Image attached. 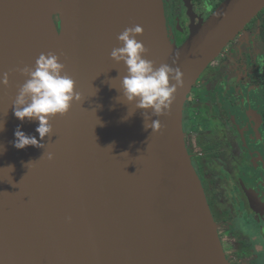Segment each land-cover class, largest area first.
<instances>
[{
  "label": "water",
  "instance_id": "95a60500",
  "mask_svg": "<svg viewBox=\"0 0 264 264\" xmlns=\"http://www.w3.org/2000/svg\"><path fill=\"white\" fill-rule=\"evenodd\" d=\"M50 5L0 0V74H8L0 86V264H230L186 150L182 114L199 77L264 0H225L180 47L166 38L162 0ZM135 25L144 58L182 73L169 109L147 121H159L154 131L124 100L126 68L110 59L117 36ZM50 38L82 100L53 118L52 135L40 141L37 122L21 123L12 104L27 79L18 69L49 53ZM18 125L40 146L15 148Z\"/></svg>",
  "mask_w": 264,
  "mask_h": 264
},
{
  "label": "flooded vegetation",
  "instance_id": "af4514ba",
  "mask_svg": "<svg viewBox=\"0 0 264 264\" xmlns=\"http://www.w3.org/2000/svg\"><path fill=\"white\" fill-rule=\"evenodd\" d=\"M224 1L162 0L168 43L180 47L191 30L204 23ZM263 21L264 10L206 69L209 74L205 79L200 80L206 71L199 77L184 104L182 128L187 153L214 222L217 214L228 212L235 225L238 216H243L245 222L259 224L264 233ZM194 106L199 108L200 120L192 118ZM195 145L199 151L191 155L189 151ZM202 147L208 149L201 151ZM210 181L214 189L205 190ZM219 224H228L231 230L235 226L225 221ZM239 235L235 243L239 246L234 250L238 254L231 256V262L249 264L244 260H252L247 252H252L251 246L246 235L240 231Z\"/></svg>",
  "mask_w": 264,
  "mask_h": 264
},
{
  "label": "clouds",
  "instance_id": "9594fccd",
  "mask_svg": "<svg viewBox=\"0 0 264 264\" xmlns=\"http://www.w3.org/2000/svg\"><path fill=\"white\" fill-rule=\"evenodd\" d=\"M141 33L140 25L125 28L117 36L121 46L111 50L110 59L117 64L123 63L126 68V74L120 81L124 100L134 104L136 109L143 110L145 129L154 131L159 128V121L152 119L151 124L147 121L151 117L163 115L169 109L177 87L183 82L182 73L168 64L156 66L153 61L144 58L147 49L143 42L136 39ZM18 70L27 79L19 87L13 101V115L21 123L25 120L36 121L35 132L42 141L52 135L51 120L64 116L73 102H81V93L75 90V81L65 71V65L55 53H41L34 66ZM7 84L8 74H0V86ZM0 131H3L2 124ZM13 135V146L17 149L40 146L37 137L23 132L20 125Z\"/></svg>",
  "mask_w": 264,
  "mask_h": 264
},
{
  "label": "rangeland",
  "instance_id": "374dc122",
  "mask_svg": "<svg viewBox=\"0 0 264 264\" xmlns=\"http://www.w3.org/2000/svg\"><path fill=\"white\" fill-rule=\"evenodd\" d=\"M52 21L55 22L54 24L57 27L58 20H57L56 16H52ZM213 65L214 64H211V67ZM208 74H209V70L206 71L201 76L200 80L205 79L206 75H208ZM192 92H194V91H192ZM194 107H195L194 109H196V111H193L192 118L195 117L196 120H200V113H198V111H197L199 108H198V106H194ZM191 108H193V107H191ZM193 124H194V122H193ZM197 147H198L197 145L192 146L189 153H191V155H193V153H195V151H199V149ZM207 149H208L207 147H202L201 151H206ZM204 161L206 162L208 160L206 159ZM192 163L196 164V166H197V163H195L193 161H192ZM204 170H206V169H204ZM202 174H205V173L202 171ZM211 175L212 174H208L207 176L210 177ZM213 186L214 185L212 184V181H210L208 183V187L205 188V190L206 189H208V190L214 189ZM245 220H246L245 217L238 216L237 221H236V225H235L234 218L230 217L228 212L224 213V214L221 213L220 215L217 214V216L215 218V222H216V225L218 228L217 229L218 235H219L220 242H221L222 248L224 250V253L227 257V260L230 262V264H233L231 262V260H232L231 256L238 254V250H236V252L234 254H233V252L236 249V247L239 246V244H235V243H238L237 239L240 237V235H239V231H240L243 234L242 236H245V235L247 236L246 240L249 241V244H250L251 250H252V252L250 251V249L247 251L249 254L252 255V257H251L252 260L246 259L244 261L245 262L248 261V263L250 264L251 262L255 263L256 261L258 262V260H262V262L258 263V264H264V233L260 229L261 226H259V224H253L251 222H245ZM224 221L232 223L235 226H232V230H231L230 225L227 224L226 226H224L223 224H219L220 222H224ZM261 224L264 227V221ZM236 258L238 259L239 257H236ZM242 264H244V262Z\"/></svg>",
  "mask_w": 264,
  "mask_h": 264
},
{
  "label": "bare ground",
  "instance_id": "6f19581e",
  "mask_svg": "<svg viewBox=\"0 0 264 264\" xmlns=\"http://www.w3.org/2000/svg\"><path fill=\"white\" fill-rule=\"evenodd\" d=\"M41 7L43 10L47 9L48 6L50 5V0H40ZM48 52L55 53L58 56V46L56 45L55 41L50 38L48 40Z\"/></svg>",
  "mask_w": 264,
  "mask_h": 264
},
{
  "label": "trees",
  "instance_id": "16d2710c",
  "mask_svg": "<svg viewBox=\"0 0 264 264\" xmlns=\"http://www.w3.org/2000/svg\"><path fill=\"white\" fill-rule=\"evenodd\" d=\"M261 25H262V27H261V36L264 38V21L263 22H261ZM238 247V246H237ZM237 249V248H236ZM236 252V251H235ZM234 252V253H235ZM233 255V254H232Z\"/></svg>",
  "mask_w": 264,
  "mask_h": 264
}]
</instances>
